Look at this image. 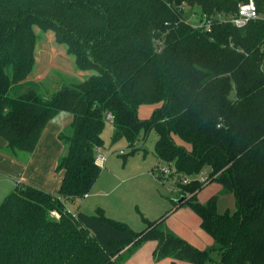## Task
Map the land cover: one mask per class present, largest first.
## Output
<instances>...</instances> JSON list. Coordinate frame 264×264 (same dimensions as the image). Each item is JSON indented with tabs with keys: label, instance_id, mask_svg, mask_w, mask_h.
<instances>
[{
	"label": "trees",
	"instance_id": "16d2710c",
	"mask_svg": "<svg viewBox=\"0 0 264 264\" xmlns=\"http://www.w3.org/2000/svg\"><path fill=\"white\" fill-rule=\"evenodd\" d=\"M246 1L0 0L5 151L31 154L57 114L72 117L70 135H58L66 155L55 168L63 174L57 191L17 184L0 203V264H120L148 241L156 242L155 262L206 264L216 252L217 264H264V21L238 29L213 19ZM253 1L264 15V0ZM182 4L211 20L210 32L183 23ZM34 27L52 32L78 71L96 74L40 95L29 78ZM146 106L157 108L141 120ZM106 113L112 142L124 138L131 146L141 134L157 135L154 154L175 168L179 206L198 216L215 246L199 250L162 229V220L142 217L145 228L134 232L100 208L65 213V202L87 195L99 176L94 156L104 146ZM206 169L233 196L234 211L219 212L216 196L198 203L204 186L181 182Z\"/></svg>",
	"mask_w": 264,
	"mask_h": 264
},
{
	"label": "rangeland",
	"instance_id": "374dc122",
	"mask_svg": "<svg viewBox=\"0 0 264 264\" xmlns=\"http://www.w3.org/2000/svg\"><path fill=\"white\" fill-rule=\"evenodd\" d=\"M193 9H184L186 21H192L191 24L195 23L197 18ZM33 30L38 40L35 50V66L29 78L36 85V90L40 95L47 97L64 86L84 81L96 74L94 71H78L74 66L73 58L66 54L63 45L55 42L52 32H42L37 27H34ZM156 108L142 107L139 111V119H148ZM61 116H65L69 122L71 121V115L63 112L58 114L56 120ZM60 123L61 127L55 135H70L67 119L63 118ZM50 132L52 131L49 129L47 133ZM101 136L104 151L103 148L100 150L105 156V165L100 167L99 176L86 199L80 198L72 202H65L66 214L73 216L77 211H80L87 215H94L96 209L100 208L106 217L126 224L134 232H140L145 228L142 217L148 221L162 220V229L172 232L199 250L215 246L214 240L201 230L198 216L188 206H179L178 201L181 196L177 192L176 177L170 176L164 179L160 173V168L165 164L158 160L154 154L157 135L153 131L146 138L141 134L131 146L124 138L112 142V126L108 123H106ZM174 141L177 145L182 146L180 141L176 139ZM61 145L62 152L59 158L66 155V146ZM120 151H123L124 155L119 154ZM131 151H135V153L130 155ZM16 153L19 154V158L21 156L28 158L29 156L25 152L16 151ZM205 176H208V171L203 170L197 177ZM212 179L196 194L195 200L203 204L210 197L216 196L219 212L234 211L233 196L223 194L221 186ZM13 188L14 180H10L7 187L4 188V193H10ZM186 197L189 198V196ZM131 256H125V263ZM141 256L142 264H148L147 259L151 264H163V260L154 262L152 256L145 251L141 253ZM218 261V254L212 252L211 261L206 264H217ZM135 263L134 261L133 264ZM164 264L171 263L167 259Z\"/></svg>",
	"mask_w": 264,
	"mask_h": 264
},
{
	"label": "crops",
	"instance_id": "0c3cea01",
	"mask_svg": "<svg viewBox=\"0 0 264 264\" xmlns=\"http://www.w3.org/2000/svg\"><path fill=\"white\" fill-rule=\"evenodd\" d=\"M57 116L58 114L47 124L36 146V149L31 154H29L28 158H24L22 156L19 158V154L17 153H15L13 156H10L5 151V142L0 139V200H3L4 197L9 194L4 193V188L7 187L10 180H14V188L17 184H23L36 187L51 194L57 191L63 177L62 172H55L57 161L62 152V143L55 133L61 127L60 122L63 118L67 119L68 126L71 123V121L69 122V119L65 116H61L58 120H56ZM49 129L54 132V134H52V132L47 133ZM100 151L103 154L104 148L103 151ZM177 192L178 194L180 192L178 187ZM87 197L88 195L84 199ZM204 241L207 240L204 239ZM155 246L156 242L154 241H148L146 244L144 243L141 248L131 254V258L126 263L124 256L120 264H133L134 261L136 262L135 264H142L140 260L142 257L141 253L143 251H145L147 254L149 253L153 259V251ZM146 261L148 264H151L149 259ZM166 261L167 259H164L163 264L166 263Z\"/></svg>",
	"mask_w": 264,
	"mask_h": 264
},
{
	"label": "built area",
	"instance_id": "2783aa9c",
	"mask_svg": "<svg viewBox=\"0 0 264 264\" xmlns=\"http://www.w3.org/2000/svg\"><path fill=\"white\" fill-rule=\"evenodd\" d=\"M190 9L188 6L185 4H182L179 7V10L184 11ZM193 9V8H192ZM193 11V10H192ZM195 14H197V18L195 19V23L191 24L190 22L192 21H186L184 20L183 23L190 25L193 28L196 29H203L206 32H210L211 30V20H205L204 17H202L196 10ZM194 14V13H193ZM192 18H194V15H192ZM214 20L220 21V22H227L230 23L232 26L235 28L241 29L245 27L249 22L255 21V20H263L264 21V15H261L258 13L255 2L253 0H247L246 2H243L238 5L237 11L233 15L225 16V15H216L213 17ZM212 19V20H213ZM182 21V20H180ZM261 70L264 72V61L261 65ZM105 122L110 124L112 126L113 123V117L111 114L106 113L105 114ZM119 154L124 155L123 151H120ZM95 164L97 167H104L105 165V156L104 154L101 153L100 149H97L95 156ZM160 173L164 177H170V176H175V168L173 164L165 165L164 167L160 168ZM198 182L202 186L207 185L210 181L209 176H205L203 178H198L197 176L194 177H182L181 182L183 184H189L191 182ZM87 195H85L83 198H85ZM49 216L54 219V220H59L60 215L55 212L51 211L49 213Z\"/></svg>",
	"mask_w": 264,
	"mask_h": 264
},
{
	"label": "water",
	"instance_id": "95a60500",
	"mask_svg": "<svg viewBox=\"0 0 264 264\" xmlns=\"http://www.w3.org/2000/svg\"><path fill=\"white\" fill-rule=\"evenodd\" d=\"M183 197H181V199L178 201L179 204H181L183 202Z\"/></svg>",
	"mask_w": 264,
	"mask_h": 264
}]
</instances>
